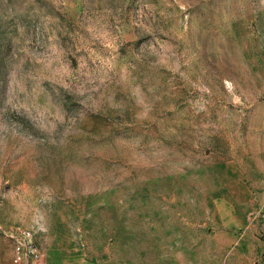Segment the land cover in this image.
Returning <instances> with one entry per match:
<instances>
[{"label":"rangeland","instance_id":"obj_1","mask_svg":"<svg viewBox=\"0 0 264 264\" xmlns=\"http://www.w3.org/2000/svg\"><path fill=\"white\" fill-rule=\"evenodd\" d=\"M264 264V0H0V264Z\"/></svg>","mask_w":264,"mask_h":264},{"label":"built area","instance_id":"obj_2","mask_svg":"<svg viewBox=\"0 0 264 264\" xmlns=\"http://www.w3.org/2000/svg\"><path fill=\"white\" fill-rule=\"evenodd\" d=\"M11 264H46L44 252L34 244L29 232L22 233L21 237L15 240Z\"/></svg>","mask_w":264,"mask_h":264}]
</instances>
